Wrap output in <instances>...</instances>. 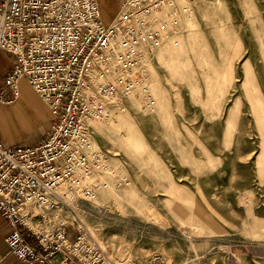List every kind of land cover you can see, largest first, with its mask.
Listing matches in <instances>:
<instances>
[{
	"label": "rangeland",
	"instance_id": "1",
	"mask_svg": "<svg viewBox=\"0 0 264 264\" xmlns=\"http://www.w3.org/2000/svg\"><path fill=\"white\" fill-rule=\"evenodd\" d=\"M146 20L110 120L88 125L103 167L32 224L84 229L107 264H264V0H165Z\"/></svg>",
	"mask_w": 264,
	"mask_h": 264
},
{
	"label": "built area",
	"instance_id": "2",
	"mask_svg": "<svg viewBox=\"0 0 264 264\" xmlns=\"http://www.w3.org/2000/svg\"><path fill=\"white\" fill-rule=\"evenodd\" d=\"M164 1L124 0L105 25L97 0H0V51L15 61L0 104L15 101L24 81L52 117L51 132L36 147L0 143V215L10 227L4 241L21 264L108 263L84 229H76L71 241L66 225L36 235L25 221L60 184L81 169L100 167L103 157L83 149L87 122L105 117L107 105L115 103L109 98L121 95L117 76L130 75L137 45L154 38L146 19ZM146 264L165 262L153 255Z\"/></svg>",
	"mask_w": 264,
	"mask_h": 264
},
{
	"label": "crops",
	"instance_id": "3",
	"mask_svg": "<svg viewBox=\"0 0 264 264\" xmlns=\"http://www.w3.org/2000/svg\"><path fill=\"white\" fill-rule=\"evenodd\" d=\"M97 1L101 20L108 25L117 9V1L122 4L124 0ZM14 64L12 55L0 51V90ZM51 128L52 117L48 105L24 81L20 82L19 96L15 101L0 104V143L6 146L34 148L49 135ZM9 233V225L0 215V264H21L9 253L5 244L4 240Z\"/></svg>",
	"mask_w": 264,
	"mask_h": 264
},
{
	"label": "bare ground",
	"instance_id": "4",
	"mask_svg": "<svg viewBox=\"0 0 264 264\" xmlns=\"http://www.w3.org/2000/svg\"><path fill=\"white\" fill-rule=\"evenodd\" d=\"M138 46H139V50L138 49H136V50H138L139 52H141V44L140 45H137V47L136 48H138ZM139 58H141V57H138V59ZM139 61H141V63H142V60L141 59H139ZM143 64V63H142ZM134 66H132V68H133ZM132 68H131V71H132ZM133 72H135V67L133 68ZM131 73V72H130ZM146 72H143V74H142V77H141V81L142 82H144L145 81V78H146ZM117 76V75H116ZM125 76H122V75H118L117 76V83H118V85L121 87L122 86V84H126L127 83V81H126V79L124 78ZM247 78H248V82L251 80V75H248L247 76ZM250 84H249V86L251 85V86H253L252 85V81L251 82H249ZM248 86V87H249ZM129 87H131V85L130 86H128L127 88H129ZM126 89V88H125ZM129 90H130V88L129 89H127V91L129 92ZM253 90L256 92V90L254 89V86H253ZM144 91V90H143ZM259 91V90H258ZM258 91H257V93H258ZM253 96V95H252ZM109 100H114V101H116L117 100V93L115 94V96L114 97H111V98H109ZM249 101H251L252 103H256V104H258V105H260V107H261V110H260V115H261V117H264V101H263V99H262V96L260 95V93L258 94V95H256L255 96V98H252V97H250L249 98ZM251 103V104H252ZM123 110V109H122ZM106 111H107V107H106ZM108 112V111H107ZM109 113V112H108ZM107 113V115L105 116V117H102V118H98V119H96V121H93V120H89L88 122H87V126L89 125V126H91V124H93V123H100V122H106V121H108V120H110V117H109V114ZM90 137H91V135H89V139H88V142H87V144H86V146L83 148L84 149V152L86 153V155H88V156H93V155H100V156H102L103 157V160H102V163H101V165H100V167H94V168H91V167H89V169L88 170H85V169H81L79 172V174H75L70 180H67V181H65V182H63L62 184H60V186L56 189V191H55V195H52V196H48L45 200H44V202L42 203V204H38V205H34V206H37L39 209H42V210H47V211H52V210H54V209H58V207H59V205L58 204H61L62 205V202L64 203V205L65 206H67V207H69L64 201H62L61 200V198L59 197L60 196V194H62V192H65V195H66V190H65V187L63 186V185H65V184H71V185H75V184H77L78 182H80V185H82V184H85L86 182H87V180L88 179H90L91 177H92V174H93V172L95 171V170H99L100 168H102L103 167V163H104V156H103V154H101V153H97V152H89L88 150V145H89V142H90ZM59 190V191H58ZM86 192L88 193V199H89V201H94L95 200V195L94 194H92L89 190H86ZM64 195V196H65ZM63 196V195H62ZM52 200H54V201H56V204L55 203H52L51 201ZM65 200V199H64ZM96 203V202H95ZM34 206H32L31 207V212H32V214H33V218H31V219H29V220H26L25 221V224H26V226L27 227H29L36 235H42L43 233L42 232H39V230H37L34 226H33V224H32V220L33 219H35L36 218V213L34 214V211H33V207ZM64 206V207H65ZM72 207V206H71ZM44 214V213H43ZM76 218V217H75ZM61 225H65L64 223L63 224H61ZM78 229H80V228H78Z\"/></svg>",
	"mask_w": 264,
	"mask_h": 264
}]
</instances>
